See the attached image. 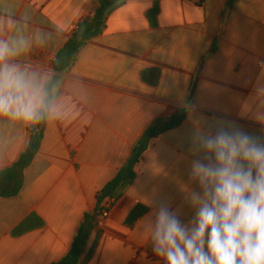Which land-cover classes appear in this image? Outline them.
Instances as JSON below:
<instances>
[{
	"label": "crops",
	"instance_id": "0c3cea01",
	"mask_svg": "<svg viewBox=\"0 0 264 264\" xmlns=\"http://www.w3.org/2000/svg\"><path fill=\"white\" fill-rule=\"evenodd\" d=\"M228 1L126 0L72 70L59 74L57 53L99 0H0L9 61L44 86L55 75L62 82L22 190L0 197V264L62 260L144 130L186 107L183 124L152 142L108 218L95 220L82 259L93 249L86 264H164L141 226L162 202L182 222L193 218L185 196L199 190L189 178L191 162L203 155L196 136L234 126L264 140V0H237L232 9ZM154 68L161 70L156 87L142 78ZM32 125L0 117V171L25 152ZM138 205L148 212L129 228L126 218Z\"/></svg>",
	"mask_w": 264,
	"mask_h": 264
},
{
	"label": "clouds",
	"instance_id": "9594fccd",
	"mask_svg": "<svg viewBox=\"0 0 264 264\" xmlns=\"http://www.w3.org/2000/svg\"><path fill=\"white\" fill-rule=\"evenodd\" d=\"M12 51L0 39V117L39 123L44 83L11 63ZM196 146L189 178L199 190L185 196L194 216L184 223L169 204L154 206L141 226L153 253L164 264H264V140L221 126Z\"/></svg>",
	"mask_w": 264,
	"mask_h": 264
},
{
	"label": "trees",
	"instance_id": "16d2710c",
	"mask_svg": "<svg viewBox=\"0 0 264 264\" xmlns=\"http://www.w3.org/2000/svg\"><path fill=\"white\" fill-rule=\"evenodd\" d=\"M237 0L228 1L227 9H232ZM126 0H99L96 12L85 19L78 25L77 31L74 33L67 44L57 53L53 67L56 73H68L74 67L78 54L82 48L92 39L100 36L107 26L109 16ZM158 13V8L155 7L151 11L149 17L154 20V16ZM77 35V38L74 36ZM161 70L148 69L143 71L142 78L145 83L152 87H156L160 81ZM61 78L58 75L53 76L45 85L47 94V105L42 113V119L39 123H33L30 128V142L25 152L20 156L19 160L8 169L0 171V197L11 198L19 195L24 185V171L35 160L43 139L44 128L48 112L55 101L60 88ZM186 107L179 108L170 116L160 117L154 120L142 133L137 140L128 161L119 170L116 177L110 181L97 196L96 208L93 212L87 213L85 219L75 237L73 244L68 254L59 262L53 264H86L91 256L93 249L82 259L86 252L92 231L95 227V220L102 216V212L107 206L111 210L114 205V200H119L124 196L125 190L133 184L138 176L137 167L139 166L148 151L152 142L160 138L162 134L174 130L181 126L188 116ZM148 212L145 206L138 205L128 215L125 225L133 228L135 224ZM42 226V222L38 224ZM20 228L16 234L20 233ZM98 243V238L94 242V247ZM93 247V248H94Z\"/></svg>",
	"mask_w": 264,
	"mask_h": 264
},
{
	"label": "built area",
	"instance_id": "2783aa9c",
	"mask_svg": "<svg viewBox=\"0 0 264 264\" xmlns=\"http://www.w3.org/2000/svg\"><path fill=\"white\" fill-rule=\"evenodd\" d=\"M77 29H78V27H77ZM109 206H107L106 208H105V210L102 212V219L104 220V219H106V218H108V216H109V213H110V210H109Z\"/></svg>",
	"mask_w": 264,
	"mask_h": 264
},
{
	"label": "water",
	"instance_id": "95a60500",
	"mask_svg": "<svg viewBox=\"0 0 264 264\" xmlns=\"http://www.w3.org/2000/svg\"><path fill=\"white\" fill-rule=\"evenodd\" d=\"M77 37H78L77 35L74 36V38H77Z\"/></svg>",
	"mask_w": 264,
	"mask_h": 264
}]
</instances>
